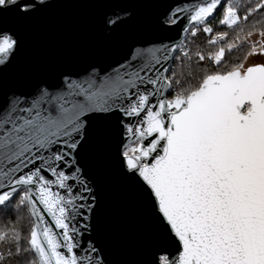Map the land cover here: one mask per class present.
Wrapping results in <instances>:
<instances>
[{
	"label": "snow or ice",
	"instance_id": "6c2138e0",
	"mask_svg": "<svg viewBox=\"0 0 264 264\" xmlns=\"http://www.w3.org/2000/svg\"><path fill=\"white\" fill-rule=\"evenodd\" d=\"M218 6L219 24L237 34L232 41L227 31L211 37L209 44L220 46L207 59L219 70L205 71L196 84H185L194 78L183 73L193 54L183 41H146L130 45L109 69L60 70L55 84L39 80L28 91L3 93L0 212L16 199L15 211L26 210L31 224L26 236L15 224L0 229L6 247L0 264L22 255L27 264H105L100 241L98 247L89 240L77 254L82 232L103 228L81 158L90 147L103 151L113 144L121 175L150 221L145 264H264V63L244 62L264 55V0L176 4L157 26L168 31L183 13V32L195 36L196 26L205 25L212 33L207 22ZM53 7V0H0V17L23 24ZM104 7L100 27L111 35L131 13L111 0ZM18 44L14 33L0 28V66L11 63ZM244 45L243 59L226 65V52ZM194 56L206 59L199 51ZM173 59L180 74L169 67Z\"/></svg>",
	"mask_w": 264,
	"mask_h": 264
},
{
	"label": "water",
	"instance_id": "95a60500",
	"mask_svg": "<svg viewBox=\"0 0 264 264\" xmlns=\"http://www.w3.org/2000/svg\"><path fill=\"white\" fill-rule=\"evenodd\" d=\"M226 1L222 0V4ZM105 2L107 0H53L55 7L23 24L17 23L11 15L0 17V28L9 29L19 41L11 63L6 68L0 66V97L9 89L28 91L39 80L55 84L60 70L81 73L90 64L109 69L122 61L129 46L135 43L179 44L190 32L182 31L187 23L186 14L181 13L178 24L168 31H161L157 26L161 14L176 4L191 7L204 0H111L131 13L120 30L111 35L100 27ZM220 9L218 6L207 24ZM81 163L84 176L98 197L97 213L103 228L100 233L83 231L82 247L77 254H82L89 240L94 244L100 241L105 248L101 254L105 264H145L151 259L150 221L140 198L121 175L115 145L103 151L90 147ZM45 219L50 220L46 214ZM95 220L94 217L93 222ZM53 229L59 231L54 225Z\"/></svg>",
	"mask_w": 264,
	"mask_h": 264
},
{
	"label": "trees",
	"instance_id": "16d2710c",
	"mask_svg": "<svg viewBox=\"0 0 264 264\" xmlns=\"http://www.w3.org/2000/svg\"><path fill=\"white\" fill-rule=\"evenodd\" d=\"M243 4H248L249 0H241ZM250 2L254 5L255 3H258L259 0H250ZM227 3V1L225 2ZM222 7L218 14L215 16V18L207 24L208 27H211L213 29L212 33H205L203 31V27L197 28V33L195 36H192L191 31L186 35L183 44L185 46V49L190 52V54H193V61L192 65L189 68L187 66V61H185V64L183 66V73L186 75L189 71L193 74L194 78L191 79V81H186L185 84L187 86L188 83L196 84L200 81L205 71L212 72L219 69L215 68V65L212 64L208 59L209 53H214L217 48L220 46L217 44L216 46H213L209 44V40L213 35H215L217 32H228V41H232L235 39L236 32H233L230 29H227L226 26H222L219 24V20L222 17ZM241 16L244 14V8H241L240 12ZM260 17L259 11L254 14L252 17H250V22L253 19H258ZM247 45H244L243 47L237 49H233L231 52H226L225 55V63L226 65L230 66L232 63L239 62V60H242L245 54L247 53L246 49ZM201 52L205 55L206 59L204 61H197V59L194 56L195 52ZM181 54L178 52L176 56H180ZM171 68H174L178 74L181 73L182 69L180 66V61L173 59ZM171 74V72H169ZM181 79H183V76H181ZM173 93L169 92L168 96L170 97ZM18 198V197H17ZM16 199H13V204L8 208L6 212H0V229L6 227V226H12L15 224L17 227L22 228L23 232L22 235L26 236L28 232L30 231V224L31 219L27 213L26 210H23L21 213H17L15 211L14 205H15ZM4 207V206H3ZM2 207V208H3ZM22 216V219L17 221V216ZM6 251V247L3 244H0V254H3ZM4 264H27V257L21 256L19 260L12 258V259H6L4 261Z\"/></svg>",
	"mask_w": 264,
	"mask_h": 264
},
{
	"label": "rangeland",
	"instance_id": "374dc122",
	"mask_svg": "<svg viewBox=\"0 0 264 264\" xmlns=\"http://www.w3.org/2000/svg\"><path fill=\"white\" fill-rule=\"evenodd\" d=\"M253 39H257V37H253ZM247 52H248V46L246 47ZM177 55V54H176ZM173 62V61H172ZM246 65L251 66L252 64L255 63H264V55H252L248 56V59L244 61ZM130 147H135V144L129 145Z\"/></svg>",
	"mask_w": 264,
	"mask_h": 264
}]
</instances>
